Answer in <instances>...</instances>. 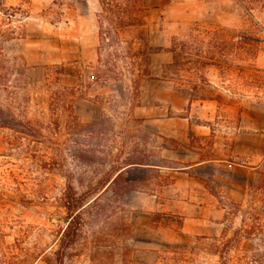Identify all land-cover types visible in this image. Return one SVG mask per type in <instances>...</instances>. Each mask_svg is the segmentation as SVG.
I'll use <instances>...</instances> for the list:
<instances>
[{
	"label": "rangeland",
	"instance_id": "rangeland-1",
	"mask_svg": "<svg viewBox=\"0 0 264 264\" xmlns=\"http://www.w3.org/2000/svg\"><path fill=\"white\" fill-rule=\"evenodd\" d=\"M142 4L149 9L151 45L162 48L151 60L132 43L139 36L135 29L101 35L98 0H0V41L8 64L18 68L8 91H0L5 244L20 239L25 246H41L55 260L65 249L63 264H93L95 249L107 264H161L187 237L193 246L199 244L197 236L238 226L242 212L238 218L233 212L238 204L244 211L252 203L247 194L258 171L264 174V159L255 172L223 169L210 178L214 208L207 212V224H192L198 229L192 235L181 228L185 217L197 212L165 209L166 200L190 196V188L166 191L164 184L176 180L158 178L154 171L145 180L140 171L123 170L114 180L119 168L142 161V120L133 110L151 69L162 70L193 100L219 99L214 127L219 137L229 138L231 161L248 163L264 150L263 140L253 135L264 133V13L251 19L233 0ZM250 37L259 38L254 49L242 44ZM62 87L69 90L61 92ZM243 128L252 134L236 149ZM138 190L157 197L133 192ZM75 193L88 196L90 212L81 236L67 247L64 204ZM122 219L134 228H123ZM209 219L222 224L204 234ZM196 257L193 264L213 263L200 253Z\"/></svg>",
	"mask_w": 264,
	"mask_h": 264
},
{
	"label": "crops",
	"instance_id": "crops-1",
	"mask_svg": "<svg viewBox=\"0 0 264 264\" xmlns=\"http://www.w3.org/2000/svg\"><path fill=\"white\" fill-rule=\"evenodd\" d=\"M133 111L135 117L142 120L139 125L142 138L140 147L145 150L138 152L142 161L129 164L124 171H140L145 180L154 171L158 178L170 176L176 180L164 184L166 191L192 190L190 196L182 195L166 200L170 204L166 205V210L179 215H185L183 211L186 210L198 213L185 217L181 228L184 235L198 233L192 224L198 225L202 221L208 223L207 212L214 208V195L209 191L212 176L223 169L243 171V175L245 170L255 172L264 159L263 150L259 158L253 156L248 163L231 161L229 138L224 140V137H219L214 127L219 103L211 99L193 100L189 94L177 88L172 80L164 77L162 70L154 73L151 69V75L143 80L140 102ZM258 132L255 130L254 137L264 142V133ZM247 134L252 133L244 128L239 130L234 148L239 149ZM240 180L246 182L244 177ZM133 192L149 196V199L157 197L154 191ZM142 208L150 209L146 206ZM214 224L222 223H214L209 219L210 227L204 234H213Z\"/></svg>",
	"mask_w": 264,
	"mask_h": 264
},
{
	"label": "trees",
	"instance_id": "trees-1",
	"mask_svg": "<svg viewBox=\"0 0 264 264\" xmlns=\"http://www.w3.org/2000/svg\"><path fill=\"white\" fill-rule=\"evenodd\" d=\"M98 1L100 3L99 28L102 36H119L125 30L135 29L139 36L132 43L140 45L141 50L146 52L148 60H151L153 53L162 49L151 45V34L148 27L149 9L142 4V0ZM233 1L251 19L255 18L256 13H264V0ZM258 41L259 38L256 37L243 38L242 44L254 49ZM4 43L5 41H0V91H8V81L17 74L18 70L17 66L8 64ZM174 47H172V53L175 51ZM21 68L26 69L25 66ZM65 90H69V88L62 87L60 91ZM207 99L211 98H201L200 100ZM211 100L219 101V99ZM1 112L0 109V114ZM125 167L117 170V176L114 180L123 173ZM258 174L259 179L250 184L247 194L252 203L244 211L240 209L242 204H238L237 210L233 212L236 218L242 212L238 226L231 228L225 226L220 235L197 236L199 244L193 246L187 237V242L184 245H174L172 255L161 258V264H193L197 260L196 255L199 253L213 262L212 264H264V174L259 171ZM75 196L76 193L75 199H73L69 195V199L64 204L68 212L64 230V240L67 247L76 243L81 236L86 224L85 214L90 212L88 196ZM121 222H123L121 224L123 228H128V230L134 228L133 224L124 222V219ZM153 222L155 221L153 220ZM178 223L181 224L183 221ZM4 236L6 235L0 228L1 264H38L40 261L44 264H63L67 257V252L64 249L59 254L58 259H52L46 249L41 246H25L20 239H17L15 245L5 244V241H2ZM92 261L93 264H107L96 249L92 255Z\"/></svg>",
	"mask_w": 264,
	"mask_h": 264
}]
</instances>
